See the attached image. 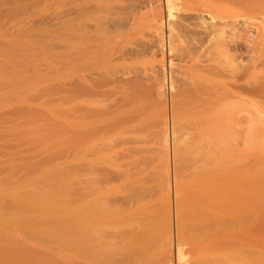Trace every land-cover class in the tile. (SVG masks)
I'll use <instances>...</instances> for the list:
<instances>
[{"label":"bare ground","instance_id":"6f19581e","mask_svg":"<svg viewBox=\"0 0 264 264\" xmlns=\"http://www.w3.org/2000/svg\"><path fill=\"white\" fill-rule=\"evenodd\" d=\"M121 1L72 0L59 16L72 38L71 215H55L59 204L52 209L39 194L53 211L43 210L45 221L38 212L34 225L36 218L12 217L15 225L64 227L70 216L72 264H264V140L260 148L249 141L264 135V0H165V16L160 0ZM238 15L260 23L236 35L230 18ZM237 37L251 51L247 62L230 51ZM166 47L183 57L180 83L163 62L154 68ZM10 138L0 150L11 145L8 154L24 158L26 143ZM255 147L260 161L251 157ZM8 185H0L1 209L21 196Z\"/></svg>","mask_w":264,"mask_h":264},{"label":"rangeland","instance_id":"374dc122","mask_svg":"<svg viewBox=\"0 0 264 264\" xmlns=\"http://www.w3.org/2000/svg\"><path fill=\"white\" fill-rule=\"evenodd\" d=\"M116 1L118 3V0H112L114 3ZM160 1L162 2V10H164L163 15L165 16V0ZM123 2H125V0H123ZM123 2L121 1L119 3ZM71 5L72 0H0V136L3 134L1 138H5L9 144H13L10 142L14 141L10 136L13 138L19 136L26 143L25 151L28 152V155L26 152L24 153V158H22V153L20 155L18 153L17 155L19 156L15 155L18 151L15 152V154L11 153L15 155L14 157L8 154L12 150L11 145H8V148H11L9 152H7L8 150H0L5 152V156L9 155V162L15 163L17 168L15 169V165L9 163L6 166L12 165L13 167L11 169L8 167V172L5 169L6 167L0 166V170L4 169L5 172L4 173L2 170L4 176L2 175L3 178H0V181L2 180L0 182V185H2L1 187L6 188V185L10 183L8 188L11 186L10 188L12 189L14 185L15 190L12 191H19V193H15L18 194L16 195L17 198L20 195L24 197L20 196L19 198L21 200H19V198L16 200L18 202H16L15 199L10 202L15 203L11 205H15L14 209H17L19 215H17L16 209L13 211V207L7 204L9 202L6 203L9 207L6 205L7 208H4L5 205H3L4 207L2 206V209L0 208V210H2L0 218L2 216L6 218H1V220L3 219V221L0 220L1 226H7V223L9 224L13 219L12 217L15 216L16 218L21 217V219L27 217L30 221L38 219V221H34V225L35 222L37 223L41 219L40 217L36 218V215L39 216L38 212L41 211V217L43 215V217L46 218L45 212L53 211L52 209L56 204H59V207L57 205L54 208V213L55 210L57 211L56 213L61 211V214H66L70 211L69 213L71 215L72 200L70 205V198L72 197V175L74 173L72 174V169H70V167L72 166L74 168L75 164L72 158L73 144L71 141L73 140V111L72 108H70L73 102V70L71 69L73 67L71 56L72 38L69 21H63V19L59 18V16L64 15L70 10ZM237 9L236 7L234 11H237ZM234 11H232L233 14H236L237 12ZM238 11H240V9ZM230 19H235L234 26L238 29L236 35L239 33L242 34L240 31L248 29L249 24L254 23L253 25H255L256 23H260L258 17L247 18L238 15ZM226 29L228 30L229 27H226ZM253 29L254 28L251 29L252 32ZM162 33L163 36L166 37L165 35L169 34V29L164 28ZM242 39V37L234 39V42H232L234 45L230 47V51L233 52L235 56L238 55L237 60L247 62L251 51H245L243 46L245 40ZM156 50L157 49H155V51ZM159 50L156 52L158 56H156L157 61L155 62L157 63H154V68L156 67L157 70L159 69L158 71H161V62H163L164 74H167L166 71L168 72L170 69L171 75L173 74L172 76L177 79V83H180L177 76L179 77L181 75L180 70L184 62L180 51L174 48L169 50V47H166L165 50H163L162 56V51L160 52ZM147 54L149 55L150 51H148ZM257 54H259V52ZM263 70L264 68L261 71ZM164 76L166 77L167 75ZM165 96L163 99H167L165 102V105L168 103V106H166L167 109V107L169 108V95L167 92ZM244 97L247 101L254 100V96L250 94H246ZM11 124L12 126H10ZM7 135L10 141L6 138ZM261 140H264V135L258 139H254V137L249 138V141L253 142L257 148L261 147ZM242 147V145H238L237 150L240 151L239 149ZM257 148L251 157L254 160L260 161L261 154H256L259 152ZM32 152L35 155L32 156L34 160L29 163V160L32 161L30 156ZM74 155L75 153H73V157L76 159V155ZM0 156L2 157L1 152ZM28 156L31 159H26L27 161L24 162L25 158ZM20 158L23 160L22 169H20L22 165L19 166V163L22 161ZM26 163L27 165H25ZM71 163L73 164L71 165ZM52 169L58 171H56L55 174H58L60 171L58 178H56L57 176L55 175V177L53 176L50 178ZM11 170H13L14 173H17V170H19L18 173L20 174L16 175L15 173L14 175ZM26 170L27 175H21L22 172L26 173ZM10 172L14 176H12ZM9 175L11 176L9 178L10 181L12 182L15 180L16 182L11 183L7 178ZM5 176H7L5 180L9 182L4 181ZM11 178L13 180H11ZM56 179H58V181L62 180L59 181L60 183L57 182V186ZM48 181H50V183H47ZM54 182L55 184L53 186H49ZM4 183L8 184L4 186ZM64 185L69 188L63 187ZM55 186L58 189L56 190L58 191L57 193L54 192ZM51 192L53 194L52 196H50ZM35 193L38 196H36ZM39 194H42L40 196L43 198L45 197L44 199H49L48 202L52 199L50 206ZM54 195L55 197L52 198ZM33 196L39 198V203L43 202L42 205H39L38 199H34ZM171 196H173V194ZM27 197H31L36 202H33V200L31 201V198L29 201ZM40 198L42 199L41 202ZM54 199L55 202L53 203ZM16 204L18 205L16 206ZM47 205L49 207L52 206V209L47 207L46 210L45 206ZM36 206H39L38 208L41 206L42 210H39ZM32 207L35 211L38 209V214H35ZM56 208H59L60 211ZM19 210L20 212L22 211V213H20ZM43 210L45 212H43ZM63 210L67 212L64 211V213H62ZM11 212H15L16 214ZM51 213L52 212H49L48 214ZM20 214H22V216ZM6 216H9L8 218L11 219H7ZM43 217L42 220L45 221L46 219H43ZM65 218L68 225L63 227L60 223L58 226L52 227L53 229L50 228L51 230L45 227H43L45 229L42 227L37 229L36 225L35 228L31 227L32 222L29 223L28 227L21 228L22 226H18L19 222L15 225L18 219L15 221L14 218V226L12 222L10 223L12 225L11 228L8 225L9 228L4 227V229L2 227L4 230L0 231V264H72V252L74 251H72V230L69 225L70 216L68 219L67 217ZM6 220L9 222L5 223ZM2 222H4L5 225L4 223L2 225ZM258 235L264 237V216L259 217Z\"/></svg>","mask_w":264,"mask_h":264}]
</instances>
